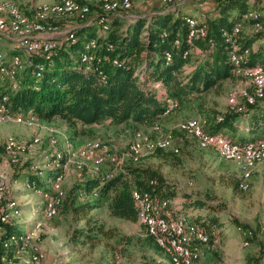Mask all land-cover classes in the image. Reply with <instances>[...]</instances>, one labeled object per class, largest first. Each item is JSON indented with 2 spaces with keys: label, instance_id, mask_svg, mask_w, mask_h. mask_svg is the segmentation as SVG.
Segmentation results:
<instances>
[{
  "label": "rangeland",
  "instance_id": "rangeland-1",
  "mask_svg": "<svg viewBox=\"0 0 264 264\" xmlns=\"http://www.w3.org/2000/svg\"><path fill=\"white\" fill-rule=\"evenodd\" d=\"M139 1L142 5L147 4L148 7L142 8L138 14L147 16L156 9L153 8L155 3L162 0H133L132 9L128 12H120L118 16L127 17L128 21L136 18L137 16L131 17L129 14L134 13ZM201 1L175 0L173 8L177 10L181 7L179 14L192 13L200 18L203 13ZM82 2L84 4L78 3L88 8L93 6L96 11L101 10L99 0H82ZM261 12L264 14V9L258 14L261 15ZM60 16L51 20L55 23L62 22L67 30H64V27L60 30L51 28L52 30L47 34L52 36L50 43L54 45H58V37L66 35L67 32H74V29L80 25L79 17H84L75 13L60 14ZM109 16L112 15H103L105 20ZM245 17L238 24L239 27L243 26L242 31L245 28ZM189 20L193 21L194 26L199 21L187 19L188 23ZM50 21L48 26L51 27ZM74 26L76 28L73 29ZM69 28L72 29L68 30ZM248 28V32H252L251 27ZM263 28L264 26L256 25L254 31ZM105 30L103 29L102 33ZM16 38L20 39L17 36ZM74 41L75 36L69 43ZM95 41L96 39H90L89 43ZM21 49L22 52L16 51L20 52L16 54L0 51V65L9 66L16 56H20L24 66L21 74L31 62L26 49ZM195 52L201 53L198 50ZM231 59L233 61V57ZM187 69L191 70V65L187 66ZM236 73L234 78L223 80L207 92L181 103L178 109L176 103H169L164 115L168 116L154 125H140L133 122L119 125L107 121L79 133L78 130H71L68 125L65 126L57 121H41L25 114L17 115L11 122L0 120V147H2L0 152L11 139L22 145H29L35 139L40 140L31 152L19 157L18 163L0 167V173L2 172L0 176L7 185L5 199L0 204V248L3 242L2 235L6 233L8 223L20 226L21 237L33 233L27 240L17 242L16 236L8 241L4 245L8 251L4 252L0 264H171V256L157 246L139 220L131 222L110 214L107 198L101 200L100 207L91 211L90 225L86 224V220H79L74 213V206L93 197L73 192L74 187L94 174L113 177L123 170L128 162L134 163L131 148L136 144L141 147L138 155L141 163L130 165L158 171L174 193L173 197L165 202L155 200L157 202L155 205L163 204L164 209L170 213L167 215L168 218H174L182 213L195 223L198 221L197 217L200 219L207 217L213 223L214 227L209 229L202 228L199 224L211 238L210 245L202 246L203 256L205 248H209L213 243L217 244V257H212L210 261L212 264H227L224 261L225 257L235 259L238 251L246 255L253 254L256 249H260V246L264 248V162L248 161L247 163L242 152L237 160H226L216 148H203L194 133L187 130L188 125L194 123L199 131L209 135L204 130L206 118L214 115L215 112L223 113L230 109L243 111V108L247 107V97L253 92L255 77L250 76L246 81L244 77H247V73L239 70H236ZM1 76L0 93L2 94L7 92L8 84L2 82L7 80L6 73ZM38 76L40 77V74ZM263 99L264 96L261 100ZM79 134L83 137H77ZM218 135L231 143L223 135ZM78 138L83 143L82 146L78 145L80 143ZM88 142L93 143L96 148L101 145V153L104 156L110 155L108 160L106 159L102 164H98L95 159L86 160L82 154ZM258 144H264V141L254 145ZM159 145H164L163 150H170L169 153L158 152ZM59 154L68 164L62 170L57 168L54 162ZM259 164L262 166L260 170L257 167ZM29 173L35 174L40 179L43 183V186L39 185L41 189L54 197L60 196L59 207L67 192L68 196L63 207L60 210L58 207L53 217H46V198L27 189V184L30 182ZM59 174L62 175V180H58ZM236 183L239 185L238 188H235ZM244 187L247 189H243ZM195 199L204 202V205L189 204V201ZM2 208L3 216L8 218L6 223L1 221ZM190 209L204 210L201 215L194 214ZM95 223H104L105 228L115 229L117 236L113 239H104L101 243L99 241L96 246L93 245L95 241H87L84 238L77 243L69 242V236L76 228L94 227ZM122 236L130 240L122 239ZM251 236L254 240H249ZM8 253L13 255L9 257ZM33 257L37 260L35 261Z\"/></svg>",
  "mask_w": 264,
  "mask_h": 264
},
{
  "label": "trees",
  "instance_id": "trees-1",
  "mask_svg": "<svg viewBox=\"0 0 264 264\" xmlns=\"http://www.w3.org/2000/svg\"><path fill=\"white\" fill-rule=\"evenodd\" d=\"M200 3L213 6L200 18L192 13L179 14L181 7L175 10L174 3H164L147 16H137L128 21L127 17L112 15L104 23L100 22L105 18L101 10L96 11L91 6L90 14H80L84 17H79L80 26L74 30L73 43L62 41L54 52L29 54L31 62L18 76V90H12L8 80L2 81L8 87L7 92L0 93V105L10 108L14 114H31L30 117L41 121L60 118L70 128L80 125L82 131L106 120L119 125L128 122L154 125L168 116L164 113L169 103H176L178 109L181 103L192 100L193 96L207 92L223 80L234 78L236 70L264 67V28L254 31L256 25L264 26L262 14L245 22L244 26L251 27L252 32H246L244 28L235 40L233 37L229 41L225 37V32L230 34L234 31L246 14L263 10L264 0H204ZM187 19L199 20L194 28L199 31L197 37L190 39L192 29ZM50 23L57 29L59 26L56 24L61 25L52 20ZM104 25L107 29L102 33ZM90 39L97 40L94 52L104 61L97 71L86 72L80 56ZM110 46L114 49H109ZM195 50L201 53L197 54ZM246 50H249L248 56L244 55ZM16 51L20 50H14L12 54ZM233 55L238 57L236 63L231 59ZM190 65L191 70H188ZM4 67L8 68V65L4 64ZM246 105L243 111L215 112L205 119V132L222 134L225 130L236 131L244 121L243 131L247 136H241L240 140L244 143L264 141V99H258L255 104L246 101ZM169 151L158 149L160 153ZM130 164L134 163L128 162L113 177L102 180L103 174H94L74 187L73 192L93 196L74 206L79 220H86L90 225L91 211L100 207L101 200L107 198L112 216L137 222V195L149 194L156 204L155 200L165 202L173 197L174 193L162 174ZM29 174V181L37 180L43 186L35 174ZM238 186L236 183L235 188ZM67 196L66 192L65 199ZM192 203L204 205L196 199L189 201ZM197 219L198 224H194L199 228L201 225L205 229L214 227L207 217ZM7 225L6 233L2 235L0 260L8 251L4 245L22 231L17 224ZM116 236L115 229L105 228L104 223H95L94 227L76 228L70 234L69 242L77 243L84 238L95 241L93 245L96 246L102 240ZM121 238L130 240L125 236ZM249 240H254L253 236ZM259 253L254 258L256 262L264 258L262 246ZM12 255L7 254L9 257Z\"/></svg>",
  "mask_w": 264,
  "mask_h": 264
},
{
  "label": "bare ground",
  "instance_id": "bare-ground-1",
  "mask_svg": "<svg viewBox=\"0 0 264 264\" xmlns=\"http://www.w3.org/2000/svg\"><path fill=\"white\" fill-rule=\"evenodd\" d=\"M132 1L133 0H99L101 12L104 15H112L116 14L120 11L122 12H128L132 9ZM163 3L166 4H173L174 0H162ZM89 8L86 5H80L79 3L75 2V0H64L61 4H56L50 8L43 9L41 8L36 15V19L33 20L29 17H27L25 14H23L18 6H16L13 3L4 2L0 5V22H3V26H0V32H5L7 30H10L15 36L19 37L22 40H25L26 46H35V40L32 38L34 35L39 33H44L46 31H51L53 27L48 26V24H45L43 22V18L45 17V14H85L87 13ZM5 16V17H4ZM246 16V17H245ZM245 21H248L256 16H260L257 12H249L247 15H245ZM243 17V20H244ZM101 23L105 22V18H101ZM189 23L191 24L190 27L192 29L191 32V38L197 37L198 32L194 30L195 26L193 25V21L189 20ZM243 26L239 27L238 25L235 26V36H237ZM104 29H107L104 25ZM195 35V36H194ZM200 36V35H199ZM225 37L231 41L233 40V34H228L225 32ZM190 38V39H191ZM72 40V39H71ZM69 40V41H71ZM95 40V39H94ZM235 40V39H234ZM66 41V42H69ZM90 40L86 42L84 45V51L81 53V61L85 66L86 72H92L97 71L101 63L103 61L99 60L101 57L94 52V49L96 48L97 40L95 42L89 43ZM50 45H54L50 43ZM20 48L26 49V52L28 54H32L33 52L24 46H19ZM58 48V47H56ZM54 48L53 50H55ZM109 49H114V46H110ZM51 50L50 52H52ZM47 52V53H50ZM44 54V53H42ZM245 56L249 55V50H246L244 52ZM233 61L236 63L238 61V57L236 55H233ZM24 68L23 62L21 60L20 56H16L12 63L8 66V68L4 67V65H0V78L3 73H6L7 80L9 81L10 87L12 90H18V76L20 75L21 70ZM239 72L247 73V77H244L247 81L249 80V77H255L254 79V86L252 87L251 94L247 97V102L249 104H255L258 99H262L264 96V67H256L252 69L247 70H239ZM246 107L243 109L245 110ZM167 111V110H166ZM165 111V113H166ZM11 110L10 108L7 109L3 105H0V120L4 121H14L15 117L17 115H23L24 113H18V114H10ZM164 113V115H165ZM30 116V115H29ZM188 131L194 133V135L197 137V140L201 143V146L203 148H209L214 147L217 150L220 151L221 155L226 159L230 161H235L238 159V156L240 152L243 153L245 157V161L249 162H264V149L263 148H256L252 149L250 151H226L225 145H219L214 142V138H218L222 140L223 142H226L227 144L231 146H239L237 144H232L227 142L225 139H223L218 134H209L206 135L201 132H198L199 130L196 128V124L190 123L187 128ZM196 130V131H195ZM38 139H35L31 144L29 145H22L17 144L14 140H10L4 147L3 150L0 152V167L5 165H11L14 163L19 162V157L24 156L31 152V149H33L34 146H37L39 144ZM89 143V142H88ZM257 142H250L245 144V146H253ZM86 149L84 150V153L82 154L86 160H92L95 159L98 164H102L106 159L110 157V155L104 156L101 154L100 157H95L88 153L86 150H93L98 149L93 143H89L86 145ZM243 146V145H242ZM159 149H164V145H159ZM140 145L136 144L131 148V155L134 163L139 162V153H140ZM179 152V151H176ZM81 155V156H82ZM57 160H55V166L57 168L65 169L67 167V160L63 158L61 154L57 155ZM97 164V165H98ZM2 174V172L0 173ZM58 180H62V175L59 174ZM110 178V177H107ZM27 189L35 191L36 193L41 194L46 198V205H45V214L46 217L51 218L55 215L57 208L59 207V198L60 196H52L47 192L46 190H43L39 187V184L37 180H31L27 184ZM243 189H247L244 187ZM7 192V185L5 183V180L0 176V204L3 203L5 199V195ZM44 198V199H45ZM136 199L138 200V208H139V222L144 225V228H146V232L149 236L153 237L155 242L164 249L171 257V264H192L195 261H199L203 256V250L202 246H208L211 243V238L207 234V232L204 231V236H206L208 239L206 241L200 240V228L197 227L194 224V220H190L188 216L185 214H177L174 218H168L169 211L164 209V205L156 206L155 202L150 198L149 194L145 195H137ZM2 215V214H1ZM5 219V220H4ZM4 219H1L2 223H6L8 218L7 216L4 217ZM160 220L162 223H170L171 219L176 220L179 223L180 228H185L188 231L187 234H180L179 237V246L183 249L184 253L187 255L185 261H179L174 256L172 250H176V241L173 240V238L170 235H177V226H170V235L168 234H160V224H154L156 221ZM151 224H152V233H151ZM33 234V233H31ZM31 234H28L27 236H17L15 240L17 242L27 240L30 238ZM157 236H160L157 237ZM14 238V237H13ZM204 248V247H203ZM33 259L36 261L37 258L33 257Z\"/></svg>",
  "mask_w": 264,
  "mask_h": 264
},
{
  "label": "crops",
  "instance_id": "crops-1",
  "mask_svg": "<svg viewBox=\"0 0 264 264\" xmlns=\"http://www.w3.org/2000/svg\"><path fill=\"white\" fill-rule=\"evenodd\" d=\"M61 1L62 0H0V5L2 4V2L3 3L4 2L13 3L16 6H18L19 10L23 14H25L27 17L35 20L36 19V15L38 14V12H39V10L41 8H43V9L50 8V7L54 6V4L55 5L57 3L61 4L64 0L62 2ZM80 1H82V0H80ZM151 2H155V1H151ZM155 4L156 5H154L155 7H153V8L160 7L164 3L161 1V2H156ZM201 6H202L201 8L203 10L204 16L207 14V12L209 10H211L213 8L212 5L206 4V3L201 4ZM147 7H148L147 4L142 5V3L139 1L138 2V5L136 6V9H135L134 13H130L129 15L131 17L140 16V14H138V13L141 11V9L142 8H147ZM138 8H139V10H138ZM120 12H122V11H120ZM120 12H118L116 14H112V15H120L119 14ZM59 16L60 15L52 14V13L45 14V17L43 18V22L45 24H48L49 25L48 22L52 18L59 17ZM67 16H69V15H67ZM60 17H63V16H60ZM56 23H61V25H58V24H56V25L59 26L60 29H63L62 27H64V24L62 22H57L56 21ZM79 26L80 25H78L77 27H79ZM74 28H76V26H74L73 29ZM70 29H72V28H69L68 30H70ZM64 30H67V29L64 27ZM248 30H249V28L246 26L245 27V31L248 32ZM49 32L50 31L36 34L32 38L37 39V40L50 39L52 36L50 34H47ZM15 38H16V36L10 30H7L5 32H0V46L2 47V51L7 52V53H12L11 51H14V50H17L18 49V50H20L22 52V49L19 47V44L17 42L18 39L17 38L15 39ZM15 53H19V52H15ZM53 121H57L60 124H63L65 126L68 125L64 120H62L60 118H55V119H53ZM107 121L108 120H106L105 122H107ZM244 123H245L244 121H241L240 124H239V126H238L239 128L236 131L225 130V131H222L221 132L222 133L221 135H223L227 140H229L231 143H234V144H239V145L242 146V145H245V144L249 143L248 141L247 142L245 141V143H244V142H242L240 140V137L241 136H245V137L247 136V133L243 131L244 126H245ZM97 125H98V123H96L94 125H91L90 127L97 126ZM71 130H78V132L80 133V131H82V127L79 125L77 128H75V127L74 128H71ZM77 137H83V136L79 134V135H77ZM78 141L80 142V143H78V145L79 146H82L83 143L80 141L79 138H78ZM1 149H2V147H0V150ZM261 164H259L257 166L258 167V170L261 169V167H262ZM44 185H45V183H44ZM190 210L193 211L194 214H197L198 213V214H201L202 215L204 209H200V210L199 209H196V210L190 209ZM201 210H202V212H201ZM248 245H249V243H248ZM216 253H217V244L213 243V244H211V246L209 248H205L204 249V256L197 262V264H212L210 261L212 260V257H214V258H215V256L217 257ZM225 254H227V253H225ZM259 254H260L259 253V248L256 249L253 254L249 253V254H246L245 255L244 253L238 251L237 257L235 259L229 258V257H225V260L224 261L227 264H264V258L260 259L258 262H256L254 260V258H257L259 256Z\"/></svg>",
  "mask_w": 264,
  "mask_h": 264
},
{
  "label": "built area",
  "instance_id": "built-area-1",
  "mask_svg": "<svg viewBox=\"0 0 264 264\" xmlns=\"http://www.w3.org/2000/svg\"><path fill=\"white\" fill-rule=\"evenodd\" d=\"M0 26H3V22H0ZM54 24H52L51 27H53ZM75 30V29H74ZM230 34H233V37L235 39V31L230 32ZM75 36V31L74 32H67L66 35L58 37V45H50V39L47 40H35V46H26L25 45V40L22 39H18V44L19 46H24L29 48L33 54H42V53H47L50 52L51 50H53L56 47H59V44L62 41H69L71 40L73 37ZM101 61H103V59H99ZM167 108V107H166ZM10 114H14V113H9ZM31 115V114H30ZM201 132V134L203 135L202 131H198ZM214 142L219 144V145H225L226 146V151H250L252 149H256V148H263L264 149V144H258V145H254V146H231L229 144H227L226 142H223L222 140L218 139V138H214ZM88 153H90L91 155L95 156V157H100L101 156V145L98 149H93V150H86ZM107 178L106 176L102 177V180ZM2 219H4L3 216V208H2ZM5 220V219H4ZM154 224H160V234H168L170 235V226H177V235H170L174 241H176V250H172L174 256L178 259L179 261H185L187 255L184 253L183 249L180 248L179 246V237L180 234H187L188 235V231L185 228H180L179 223L176 220L171 219L170 223H162L160 220L157 219V221ZM200 240L201 241H206L208 238L206 236H204V230L200 228ZM151 233H152V224H151ZM160 238V236H157Z\"/></svg>",
  "mask_w": 264,
  "mask_h": 264
}]
</instances>
